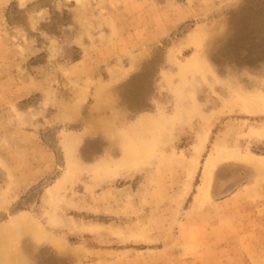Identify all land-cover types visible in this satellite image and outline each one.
Here are the masks:
<instances>
[{"label": "rangeland", "instance_id": "obj_1", "mask_svg": "<svg viewBox=\"0 0 264 264\" xmlns=\"http://www.w3.org/2000/svg\"><path fill=\"white\" fill-rule=\"evenodd\" d=\"M263 102L264 0H0V264H264Z\"/></svg>", "mask_w": 264, "mask_h": 264}, {"label": "bare ground", "instance_id": "obj_2", "mask_svg": "<svg viewBox=\"0 0 264 264\" xmlns=\"http://www.w3.org/2000/svg\"><path fill=\"white\" fill-rule=\"evenodd\" d=\"M264 103V102H263ZM256 104V103H255ZM259 104V103H258ZM255 106V105H254ZM262 107H264V105L262 106ZM261 107V108H262ZM257 108V107H256ZM254 110H255V108H253ZM77 144V141H76V139L75 138H73V137H66V138H63V146L65 147V149H66V151L68 152V154H70L71 153V150H72V148L75 146ZM222 156V155H221ZM226 160H234L233 158H225ZM223 159H221L220 158V161L218 160V159H216V162L214 163V165L216 164V163H219V162H221ZM242 160V159H241ZM258 160V159H257ZM249 162H251V163H253V162H256L258 165H262V166H264V160H261V161H255V160H253L252 158H251V160L249 159ZM213 165V166H214ZM18 224L17 223H15L14 224V229L15 228H17V227H19V225L17 226ZM13 226V225H12ZM40 230V229H39ZM58 243V242H57ZM55 248L56 249H58L59 251H62L61 249H64V248H58L57 246H55ZM10 252V251H9ZM15 261V260H14ZM19 262V261H18ZM17 262V263H18ZM7 263V262H6ZM19 264V263H18Z\"/></svg>", "mask_w": 264, "mask_h": 264}]
</instances>
